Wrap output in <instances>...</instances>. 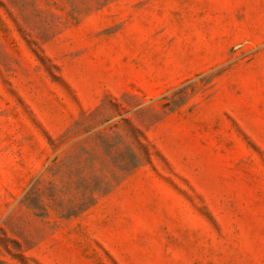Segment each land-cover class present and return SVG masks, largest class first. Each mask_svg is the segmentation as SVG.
Segmentation results:
<instances>
[{
	"label": "rangeland",
	"instance_id": "obj_1",
	"mask_svg": "<svg viewBox=\"0 0 264 264\" xmlns=\"http://www.w3.org/2000/svg\"><path fill=\"white\" fill-rule=\"evenodd\" d=\"M126 3L0 0V264H264V42L155 96Z\"/></svg>",
	"mask_w": 264,
	"mask_h": 264
},
{
	"label": "crops",
	"instance_id": "obj_2",
	"mask_svg": "<svg viewBox=\"0 0 264 264\" xmlns=\"http://www.w3.org/2000/svg\"><path fill=\"white\" fill-rule=\"evenodd\" d=\"M217 4L216 0H127L121 5L128 14L126 24L139 34L134 67L149 74L147 85L156 82L155 96L229 62L233 42L251 47L264 42L261 30L257 38L248 35L245 20L238 27L225 19L218 22Z\"/></svg>",
	"mask_w": 264,
	"mask_h": 264
}]
</instances>
